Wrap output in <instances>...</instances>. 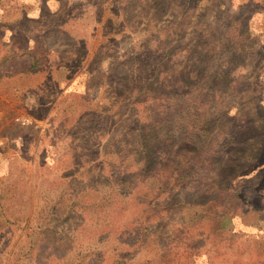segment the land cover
<instances>
[{"label": "rangeland", "instance_id": "374dc122", "mask_svg": "<svg viewBox=\"0 0 264 264\" xmlns=\"http://www.w3.org/2000/svg\"><path fill=\"white\" fill-rule=\"evenodd\" d=\"M258 114L264 0H0V264H264Z\"/></svg>", "mask_w": 264, "mask_h": 264}, {"label": "trees", "instance_id": "16d2710c", "mask_svg": "<svg viewBox=\"0 0 264 264\" xmlns=\"http://www.w3.org/2000/svg\"><path fill=\"white\" fill-rule=\"evenodd\" d=\"M25 54L32 56L33 59H35V55L33 52L28 53V54L25 53ZM166 54L169 55L168 53ZM38 59L33 60L32 64L28 65V67L30 69H33ZM252 121L249 120L248 123L247 122L240 123L239 128L238 130H236V132H231V134L229 132L227 133V136L225 137V140L223 141V143L220 145H217L215 149L212 151L213 162L215 161V158L228 157L232 153L234 148L238 146L237 143H239V156L248 158L253 153L260 160L262 152H264V117H261L258 114V115H255V118L254 117L252 118ZM205 126H206L205 115L202 112L196 114L195 122L191 127L193 131H196L199 133V136L201 138H202L201 133H203V131L206 130ZM238 135H239V140H238ZM257 162L258 161H256V163ZM177 164L178 163H176L175 166H177ZM259 164L257 163V165ZM175 166H174V163L169 164L168 166H161L155 175L148 176L143 186V189H145L143 194L148 196L149 193H152L158 190V188L162 186L161 184L173 174ZM200 181L203 182L204 180L200 179ZM240 191H241V196L245 198V200L251 199V198L253 199L258 196V188L256 185L243 186L241 187ZM214 204H215V201L210 200L206 205L202 206V209L207 208V207L208 209L210 207L212 208L214 207ZM207 214L208 213H203V215H207ZM212 220H216L218 222L217 223L218 226L214 231L215 234L212 236L213 239H215V237L217 236L219 241L223 240L224 247H229L231 245H234L237 242L235 239H239V245H238L239 251L242 252L246 248L245 244L241 242L242 240L244 241L243 239L245 238L244 234L240 232L238 234L234 230H230V231L227 230V223L229 222H226V221H229V219H227V216L225 214H220L214 217L212 215ZM233 242L235 243L233 244ZM221 247L224 248L223 246ZM164 259L165 258L162 259L161 264H163ZM145 264H149V263L145 262Z\"/></svg>", "mask_w": 264, "mask_h": 264}]
</instances>
